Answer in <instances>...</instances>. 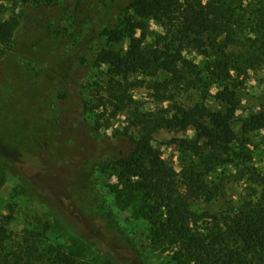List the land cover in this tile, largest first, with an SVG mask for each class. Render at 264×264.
I'll return each mask as SVG.
<instances>
[{"label": "rangeland", "instance_id": "obj_1", "mask_svg": "<svg viewBox=\"0 0 264 264\" xmlns=\"http://www.w3.org/2000/svg\"><path fill=\"white\" fill-rule=\"evenodd\" d=\"M129 2L0 0V20L14 25L10 40L0 43V216L10 217L8 250L52 244L81 264H175L168 251L152 241L146 201L131 181L118 179L112 168L97 169L93 187L85 176L86 158L105 161L128 150L136 137L128 108L116 111L109 100L108 66L97 64L92 55L99 46L98 31ZM149 28L157 26L151 23ZM126 44L123 40L114 48ZM186 56L200 66L207 63L198 53ZM152 79L142 74L128 77L133 110L170 105L156 98ZM215 90L213 85L208 93L192 91L176 98L193 104L203 97L218 111L222 106L213 97ZM235 91L239 105L233 127L240 134L242 118L264 107V62L236 75ZM78 135H85L84 143H78ZM73 137L84 145L83 157L64 151ZM194 137L193 128L159 130L152 144L180 170L187 161L197 160L173 140ZM247 138L251 162L264 166V131ZM234 164H223L212 173L215 181H223V196L191 203L202 220L219 216L253 193L249 182L235 179ZM98 194L117 219V229L98 213Z\"/></svg>", "mask_w": 264, "mask_h": 264}, {"label": "trees", "instance_id": "obj_2", "mask_svg": "<svg viewBox=\"0 0 264 264\" xmlns=\"http://www.w3.org/2000/svg\"><path fill=\"white\" fill-rule=\"evenodd\" d=\"M151 23L157 29L150 30ZM13 29V24L0 20V43L10 40ZM123 40L126 46L114 48ZM97 42L92 55L97 64L108 66L109 100L116 111L128 108L136 137L128 150L105 161L86 158V180L93 187L94 172L112 168L118 179L131 181L146 201L152 241L168 251L175 264H264V166L253 164L246 149L248 134L264 131V107L242 118L240 134L233 127L239 105L236 75L264 62V0H130L109 26L98 31ZM191 51L207 63L196 64L186 56ZM135 74L151 76L154 95L170 105L156 111L133 110L127 79ZM213 85L221 110H212L203 97L193 104L176 98L192 91L208 93ZM187 128H193V139L173 141L197 161L176 170L152 144V137L159 130ZM84 136H77L78 143H84ZM73 138L64 151L83 157L84 145ZM229 162L235 163V179L249 182L253 193L219 216L202 220L190 205L224 195L222 179L215 181L212 173ZM95 199L98 213L117 229L118 221L105 201L99 194ZM9 220L0 216V264H81L52 244L8 250Z\"/></svg>", "mask_w": 264, "mask_h": 264}]
</instances>
